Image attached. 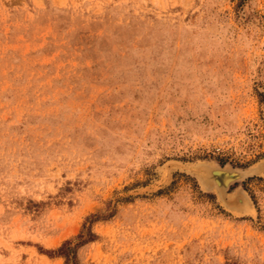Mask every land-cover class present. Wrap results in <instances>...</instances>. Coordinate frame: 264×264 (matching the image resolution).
Instances as JSON below:
<instances>
[{
  "label": "rangeland",
  "instance_id": "rangeland-1",
  "mask_svg": "<svg viewBox=\"0 0 264 264\" xmlns=\"http://www.w3.org/2000/svg\"><path fill=\"white\" fill-rule=\"evenodd\" d=\"M84 225L80 264H264V0H0V264Z\"/></svg>",
  "mask_w": 264,
  "mask_h": 264
},
{
  "label": "trees",
  "instance_id": "trees-1",
  "mask_svg": "<svg viewBox=\"0 0 264 264\" xmlns=\"http://www.w3.org/2000/svg\"><path fill=\"white\" fill-rule=\"evenodd\" d=\"M220 164H224V161H219ZM108 216L101 214L91 215L87 218V222L92 224L99 220H105ZM96 239L95 234L91 232L90 227L83 226V230L71 240L64 241L59 248L55 251H47L46 254L50 257H60L64 260V264H80L78 260V250L84 245L93 242Z\"/></svg>",
  "mask_w": 264,
  "mask_h": 264
},
{
  "label": "water",
  "instance_id": "water-1",
  "mask_svg": "<svg viewBox=\"0 0 264 264\" xmlns=\"http://www.w3.org/2000/svg\"><path fill=\"white\" fill-rule=\"evenodd\" d=\"M214 173H211V176H208L210 173H206V176H200V180L202 185L207 189H214L217 193L221 194L224 192L225 188L227 187L228 182H233V176H225L223 174L224 171H234V170H227L223 168L219 169H211ZM218 172V173H216ZM222 172V173H221Z\"/></svg>",
  "mask_w": 264,
  "mask_h": 264
},
{
  "label": "bare ground",
  "instance_id": "bare-ground-1",
  "mask_svg": "<svg viewBox=\"0 0 264 264\" xmlns=\"http://www.w3.org/2000/svg\"><path fill=\"white\" fill-rule=\"evenodd\" d=\"M258 168H259V166H258ZM256 169V168H255ZM254 170V169H253ZM253 170H249L250 172H251V174L252 173H254V171ZM259 170V169H258ZM210 174H208V176L209 175H212L211 173H214V171H212V172H209ZM216 173H218V172H216ZM222 173V172H221ZM247 173H249V172H247L246 171V173H244V172H237V173H231V172H223V174L225 175V176H233L234 178H233V181H239V180H242L245 176H247ZM205 175H207V174H205ZM250 175V174H249ZM223 195V194H222ZM238 195V194H237ZM242 197V196H241ZM242 199H243V197H242ZM241 198H237L236 199V201H238V203L239 204H241V203H243L244 202V200H242ZM246 202V201H245ZM244 202V203H245ZM243 203V204H244ZM245 205V204H244Z\"/></svg>",
  "mask_w": 264,
  "mask_h": 264
}]
</instances>
